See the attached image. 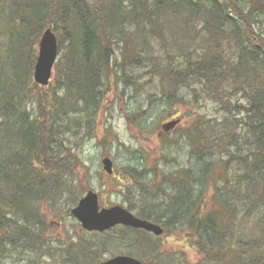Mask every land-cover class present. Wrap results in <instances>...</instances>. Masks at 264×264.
Returning <instances> with one entry per match:
<instances>
[{
  "label": "trees",
  "instance_id": "16d2710c",
  "mask_svg": "<svg viewBox=\"0 0 264 264\" xmlns=\"http://www.w3.org/2000/svg\"><path fill=\"white\" fill-rule=\"evenodd\" d=\"M249 1L243 8L240 0H95L97 6L87 0H0L5 42L0 53V258L24 251L54 255L39 224V205L56 196L54 202L59 201L71 191L65 190L66 181L86 170L75 160L77 154L66 150V141L80 129L90 133L109 84H156L150 92L157 94L154 99L163 104L174 98L173 105L181 104L179 89L191 87L190 78L197 77V98L209 97L225 110L220 121L204 118L193 125L196 133L188 134L200 148L194 160L198 174H172L168 187L175 192L168 191L169 202L166 189L160 190L166 187L158 165L150 168L151 177L145 165L124 168L122 185L142 183L146 207L135 208L136 214L160 222L167 235L174 223L201 262L264 264V36L255 32L256 23L264 24V0ZM55 18L65 23L72 43L55 64L61 71V92L51 100L33 92L44 94L49 88L34 81L37 52L20 49L19 41L29 36L35 42ZM151 37L165 48L162 55L149 46ZM117 41L120 54L110 44ZM132 69L144 75L129 76ZM234 92L246 103L236 104ZM34 95L31 104L39 106L35 114V108H27ZM234 109L241 115L233 114ZM136 115L142 112L138 109ZM237 161L241 172L229 177L230 165ZM208 182L214 185L213 209H204ZM77 199H70L71 204ZM241 205L248 225L231 224ZM134 231L128 237L118 234L130 240L124 243L128 253L133 252V238L144 240L148 248L157 246L148 232ZM98 248L97 241L66 242L57 255L63 254L68 264H94Z\"/></svg>",
  "mask_w": 264,
  "mask_h": 264
},
{
  "label": "rangeland",
  "instance_id": "374dc122",
  "mask_svg": "<svg viewBox=\"0 0 264 264\" xmlns=\"http://www.w3.org/2000/svg\"><path fill=\"white\" fill-rule=\"evenodd\" d=\"M87 2L90 5H98L95 0H87ZM249 3V0H240L243 8L249 7ZM125 4H130V0H125ZM167 17L165 16V18ZM50 24L53 30L55 26L58 27L55 33L59 47L58 57L61 60L63 55L69 51L72 40L66 28L62 26L65 23L63 24L60 19L55 18ZM255 25L257 35L264 36V24L258 22ZM39 37L35 42H32V37L22 36L19 41L20 49L28 53H31L32 49L38 52ZM157 39L151 37L149 46H154L155 54H160L161 51L162 55L165 52V48H162ZM4 44V39L0 36V53L2 52V55ZM110 44L120 54L119 47L122 46L121 42H110ZM117 61L120 60L118 59ZM134 72L139 73V78L141 73L144 75L140 69H132L131 72L128 71V75L130 76ZM59 75H61V71L56 67L52 80L54 78L57 80L45 86L46 89L49 88L46 93L43 94V92L36 89L33 92L35 94L39 93L41 97L42 95L46 98L51 97L52 100L54 94L61 92V83L58 80ZM190 79L192 82L191 87L183 86L179 89L178 96L182 98L180 100L181 104L176 103L173 105L170 104L174 103V98L171 99L172 103L163 102V104L159 100L154 99L157 94L151 95L150 92L155 91L153 89L154 86L157 88L156 84L153 86L149 83L141 82L131 86L129 82H123V80L120 81V84H109V87L103 93L98 114L96 113L93 116L95 124L90 133L87 134L83 129H80L76 136L70 134L68 141H66V150L69 149L71 153L77 154L75 160L85 165L86 170L81 169L79 176L75 177V174L72 181L70 178L66 181L65 190L71 191L69 193L66 191L67 193L65 192L61 197H58L59 201L54 202L56 196L51 202L43 200L39 205L42 217L39 224L45 228L44 234L49 239L52 247L50 252L54 255L40 254V251H24L14 256L1 257L0 264H68L69 262H64L61 259L64 257L63 254H57L64 249V243L80 240H87L93 244L96 241L99 243L98 251L95 254L96 258H99L98 261L114 254L127 252L128 248L124 243L130 240L118 238V234L128 237L136 233L134 229H127L117 225L104 232L85 230L71 211L75 203L71 204L70 199L78 198V201L80 197L86 194L88 189H94L99 193L102 205H123L136 214L137 210L135 208L140 205L143 208L146 207V196L141 194L140 191V186L143 184L134 183L133 185H128V187L123 186L121 176L127 178V174L125 175L123 172L124 168L131 166L141 169L145 165L151 177L153 173L150 172V168L158 165L160 169L159 173H157L159 180L164 182L162 185L166 187L160 189L164 192L166 189L167 197L165 201L170 198L168 191L175 192L173 188L168 187V180L172 174H178L180 170L187 171L188 175H191V173L197 175L199 164H196L194 160L196 161V154L200 152V148L197 143H192L188 134L192 136L193 133H196L193 125L202 122L204 118L220 121L224 116L225 110L223 109V112L219 105L209 99V97L199 100V97L197 98L196 96L199 85V83L195 82L197 77ZM193 88L196 90L193 91ZM230 89H226L225 93L230 91ZM31 100H36V95L32 96L27 102V108H35V111H33V114H35L39 110V106H36L34 102L31 104ZM233 100L236 104L246 103V99L243 98L240 92H234ZM44 104L48 106L46 101H44ZM138 109L142 112V115H136ZM176 112H179L181 116ZM226 113L228 114V112ZM232 113L240 116L242 112L239 113L234 109ZM176 114L181 118H179V124L172 130H164L162 128L163 123L174 118ZM131 116L134 117L131 118ZM178 116L175 118L178 119ZM246 152L247 150L245 151L244 149V153ZM107 155L113 159L116 171L113 175L105 172L101 163L102 158ZM74 163L76 162L74 161ZM238 168V161L236 163L233 162L230 165L229 177L236 171L241 172ZM198 186L197 182L196 187ZM213 192L214 185L208 182L205 186V197L208 205L205 204L204 209L214 208V204L210 200ZM243 208L246 207L241 205L237 209V215L231 219V224H242L243 222L248 225ZM253 218H255V215ZM170 229H173V232H171L172 230L168 231L171 232L169 235L155 236L149 233L152 236L151 240L154 239L156 241L157 246L155 248H148L144 240L133 238L136 241L132 245L131 249L133 252L131 255L135 257L141 255L145 264H167V261L174 264H214L201 262V257L195 247L184 237L186 235L184 232L175 228L174 223H171ZM97 236L99 238L96 240ZM139 236L146 237L144 235Z\"/></svg>",
  "mask_w": 264,
  "mask_h": 264
},
{
  "label": "water",
  "instance_id": "95a60500",
  "mask_svg": "<svg viewBox=\"0 0 264 264\" xmlns=\"http://www.w3.org/2000/svg\"><path fill=\"white\" fill-rule=\"evenodd\" d=\"M58 55V42L51 26H48L39 41V51L34 66V79L41 85H46L53 75V67ZM179 119H172L163 123L165 130L172 129ZM103 167L108 173L113 172L111 157L102 159ZM72 213L86 229L105 230L115 224L122 223L133 227L144 228L159 235L163 227L154 221L136 216L126 207L115 204L100 206L98 193L90 189L82 196L77 205L72 208ZM141 260L128 254H117L96 264H141Z\"/></svg>",
  "mask_w": 264,
  "mask_h": 264
}]
</instances>
